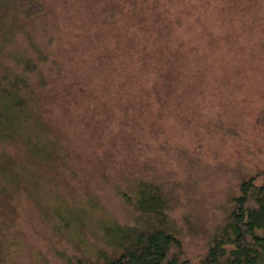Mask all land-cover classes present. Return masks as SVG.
<instances>
[{
	"label": "rangeland",
	"instance_id": "374dc122",
	"mask_svg": "<svg viewBox=\"0 0 264 264\" xmlns=\"http://www.w3.org/2000/svg\"><path fill=\"white\" fill-rule=\"evenodd\" d=\"M22 3L0 10V77L43 57L32 93L0 85L17 137L0 143L15 190L0 264L109 251L104 228L133 223L141 181L200 264L239 182L264 179V0H34L30 16Z\"/></svg>",
	"mask_w": 264,
	"mask_h": 264
},
{
	"label": "trees",
	"instance_id": "16d2710c",
	"mask_svg": "<svg viewBox=\"0 0 264 264\" xmlns=\"http://www.w3.org/2000/svg\"><path fill=\"white\" fill-rule=\"evenodd\" d=\"M6 5L7 0H0V10ZM21 6H24L26 16L38 11L34 0H24ZM42 57L36 56L32 64L30 61L15 63L18 70L15 76L11 80L7 75L0 77V85L11 87L10 92L19 95L23 86L32 93V84L26 73L36 71L37 58L41 60ZM3 92L0 89L1 101ZM10 100L4 98L1 107L12 111L24 103L22 97L17 101L14 99V104ZM5 119V114L0 110V143L14 142L9 140H16L17 137H9L4 132ZM37 151L32 154L35 155ZM10 157L7 152H0L1 160H9ZM4 162L0 164V210L12 206L6 205L15 191L4 185L7 180L5 169L12 167L11 161ZM131 193L126 198L136 213L133 223L105 227L109 251L101 249L94 257H77L74 264H190L180 232L167 214V201L162 190L141 181ZM200 264H264V179L258 181V177L252 175L239 182L238 193L230 198L221 223L208 238Z\"/></svg>",
	"mask_w": 264,
	"mask_h": 264
}]
</instances>
